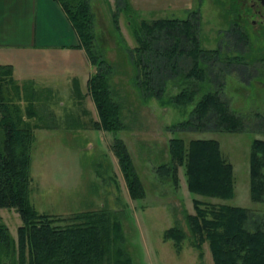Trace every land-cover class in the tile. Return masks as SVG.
<instances>
[{
	"label": "rangeland",
	"instance_id": "obj_1",
	"mask_svg": "<svg viewBox=\"0 0 264 264\" xmlns=\"http://www.w3.org/2000/svg\"><path fill=\"white\" fill-rule=\"evenodd\" d=\"M251 1L130 0L133 7L123 10V0H90L99 52L112 68L111 86L122 106L125 127L118 135L127 144L145 193L141 198L131 195L112 145L114 132L97 128L95 121L100 120V116L90 93L77 104L75 93L87 84L88 74H81L80 87V77L64 71L46 84L40 75L22 80H32L39 91L43 90L48 98L46 103L59 118L54 120L58 123L56 127L35 130L30 166V197L35 207L41 212L64 216L91 209L116 214L123 224L121 245L134 264L214 263L208 241L204 242L202 253L192 243L186 214L194 212L193 197L249 208L252 228L253 222L264 216V200H253L251 196L250 171L252 141L264 139V21L261 20L264 17L254 13ZM161 17L193 18L198 22L202 46L221 48L223 59H217L210 70L208 82L211 85L200 84L201 87L205 84L204 88L222 85L223 96L244 115L241 118L243 129L173 130V125L188 117L193 107V103L175 104L170 99V95L179 91V72L190 65L187 57L176 54L179 57L168 60L165 56L169 61L167 68L161 70L156 82V86L164 88L161 92L148 95L140 89L135 82L134 54L137 53L133 48L138 42L133 24L143 18ZM240 30L247 37L241 35ZM162 49L159 47V57L163 56ZM210 58L203 59L209 61ZM173 62H177V66ZM93 64L96 72L98 65ZM45 88H50L52 94ZM41 114L52 118L48 110H42ZM174 135L186 140L193 137L219 140L224 157L234 167L232 197L192 193L187 187L183 166L179 167L178 185L164 171H159L160 166L170 160L169 140ZM0 214L17 239L18 227L22 224L20 213L14 207H1ZM172 226H179L186 233L180 243L166 235Z\"/></svg>",
	"mask_w": 264,
	"mask_h": 264
},
{
	"label": "trees",
	"instance_id": "obj_2",
	"mask_svg": "<svg viewBox=\"0 0 264 264\" xmlns=\"http://www.w3.org/2000/svg\"><path fill=\"white\" fill-rule=\"evenodd\" d=\"M59 1L79 35L80 45L98 65L88 80L100 116L95 123L97 127L114 132L112 145L130 193L134 198H141L145 193L143 181L127 144L118 135L125 127L122 106L111 86L112 68L99 52L90 0ZM123 3L125 8L130 6L129 0H123ZM133 31L138 42L133 48L137 53L134 54L135 82L148 95L164 89L161 85L156 86V82L161 70L167 68L169 61L165 56L168 60L178 55L189 59L190 65L178 74L179 91L170 95V99L175 104L193 103V107L188 117L173 125V130L243 129L245 125L241 118L244 115L223 96L222 85L204 88V84L201 87L200 82L209 83L211 67L223 57L221 48L202 46L196 20L191 17L143 18L133 24ZM239 33L247 37L245 32L240 30ZM159 47L163 48L161 57ZM204 57L211 58L204 61ZM163 60L167 62L162 64ZM173 65L177 66V62ZM45 90L52 94L50 88ZM79 93L78 88L75 94ZM81 97L79 103L83 100ZM47 100L34 81H19L11 64L0 63V208L14 207L22 217L16 239L0 214V264H134L121 245L123 224L116 214L91 209L64 216L41 212L32 202L31 148L35 130L42 124L39 120L42 110L54 112ZM169 151L170 160L162 164L159 171L168 174L175 185L179 184L178 171L183 166L187 187L192 193L223 198L234 195V167L224 157L218 139L193 137L186 140L181 135H174L169 140ZM250 171L252 199L264 200L262 138L252 141ZM193 202L194 212L186 214L192 243L202 253L203 244L208 241L214 256L213 264H264V216L255 220L251 228L252 217L245 206L206 202L199 197H193ZM169 228L166 235L177 243L186 236L179 226Z\"/></svg>",
	"mask_w": 264,
	"mask_h": 264
},
{
	"label": "crops",
	"instance_id": "obj_3",
	"mask_svg": "<svg viewBox=\"0 0 264 264\" xmlns=\"http://www.w3.org/2000/svg\"><path fill=\"white\" fill-rule=\"evenodd\" d=\"M129 5L122 7L123 10L133 7L130 2ZM32 57L35 59L31 60ZM25 60L35 67L27 65ZM0 63L11 64L19 81L40 75L46 84L65 71L79 76L81 87V74H88L87 84L79 88L81 94H76L77 104H80L79 96L90 93L88 80L94 73V64L80 45L79 35L59 0H0ZM51 117L39 118L42 124L37 129L56 127L58 123L54 120L59 118L55 111Z\"/></svg>",
	"mask_w": 264,
	"mask_h": 264
},
{
	"label": "flooded vegetation",
	"instance_id": "obj_4",
	"mask_svg": "<svg viewBox=\"0 0 264 264\" xmlns=\"http://www.w3.org/2000/svg\"><path fill=\"white\" fill-rule=\"evenodd\" d=\"M262 4V6H261ZM250 6L251 8L254 10L255 14H260L261 16L264 17V0H258L257 2L255 0H252L250 2ZM262 22L264 21L263 19H261Z\"/></svg>",
	"mask_w": 264,
	"mask_h": 264
}]
</instances>
